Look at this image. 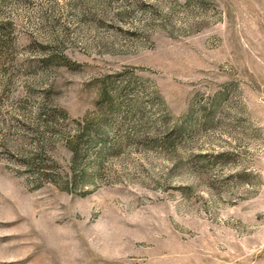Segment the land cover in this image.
<instances>
[{
  "label": "rangeland",
  "instance_id": "374dc122",
  "mask_svg": "<svg viewBox=\"0 0 264 264\" xmlns=\"http://www.w3.org/2000/svg\"><path fill=\"white\" fill-rule=\"evenodd\" d=\"M0 264H264V0H0Z\"/></svg>",
  "mask_w": 264,
  "mask_h": 264
}]
</instances>
